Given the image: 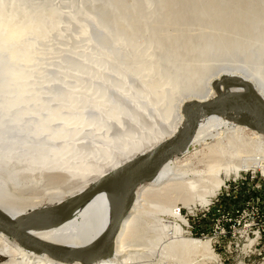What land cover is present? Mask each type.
Returning <instances> with one entry per match:
<instances>
[{
  "label": "bare ground",
  "instance_id": "bare-ground-1",
  "mask_svg": "<svg viewBox=\"0 0 264 264\" xmlns=\"http://www.w3.org/2000/svg\"><path fill=\"white\" fill-rule=\"evenodd\" d=\"M219 94L264 102V0H0V211L90 258L126 192L122 169L171 141L187 105ZM247 114L232 102L199 113L189 147L135 190L110 257L90 264L206 259L209 243L177 223L231 173L264 172ZM0 257L86 264L1 231Z\"/></svg>",
  "mask_w": 264,
  "mask_h": 264
},
{
  "label": "rangeland",
  "instance_id": "rangeland-1",
  "mask_svg": "<svg viewBox=\"0 0 264 264\" xmlns=\"http://www.w3.org/2000/svg\"><path fill=\"white\" fill-rule=\"evenodd\" d=\"M181 213L184 237L209 243L208 257L195 264H264L263 171L231 173L208 206Z\"/></svg>",
  "mask_w": 264,
  "mask_h": 264
},
{
  "label": "water",
  "instance_id": "water-1",
  "mask_svg": "<svg viewBox=\"0 0 264 264\" xmlns=\"http://www.w3.org/2000/svg\"><path fill=\"white\" fill-rule=\"evenodd\" d=\"M230 102L240 104L245 108L248 112V114L245 115V119L254 126L257 132L264 134V102L258 97H254L252 100L247 101L230 94H219L214 101L204 104L194 102L187 105L184 108L186 123L182 130L171 141L159 147L151 154L136 160L122 169L120 177L128 183L126 192L124 193L117 213L110 226L91 250L93 254L90 258L29 237L27 232L14 224L2 211H0V231L17 239L25 247H32L38 251L49 253L52 256L61 257L68 262L78 260L90 264L102 260L103 258L110 257L111 244L114 242L124 218L132 207L134 193L138 186L154 177L170 158L181 151H185L189 147L198 127L197 116L199 113L203 111H217ZM251 110L257 111L259 116H253L249 113Z\"/></svg>",
  "mask_w": 264,
  "mask_h": 264
}]
</instances>
